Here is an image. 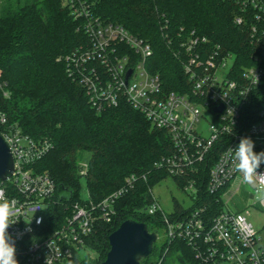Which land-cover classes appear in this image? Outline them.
<instances>
[{
    "label": "built area",
    "instance_id": "1",
    "mask_svg": "<svg viewBox=\"0 0 264 264\" xmlns=\"http://www.w3.org/2000/svg\"><path fill=\"white\" fill-rule=\"evenodd\" d=\"M235 1L239 12L234 22L248 23L250 51L245 64L236 68L232 52L193 30L179 33V60L188 89L176 91L164 89L160 75L146 65L151 53L147 42L123 24L102 19L93 10V0H62L88 39L64 60L90 104L100 110L125 99L153 126L168 132L172 151L154 164L176 179L191 204L169 216L150 188L152 201L143 211L160 222L165 240L185 241L205 264H264V238L247 220V211L230 208L229 196L223 200L232 186L231 194L246 185L235 169L232 151L241 138L253 141L254 152H264V0ZM202 120L207 122L204 129ZM0 136L13 159L11 175L0 181V200L14 205L15 223L7 232L18 264H47V260L55 264L75 251L83 252L86 238L111 220L113 202L133 188L132 174L99 201L87 196L66 202L67 213L55 223L48 211L59 202L56 185L47 171L37 167L50 143L8 126L3 114ZM86 166H79L80 175ZM258 172L264 173V163ZM208 196L216 200L210 202ZM248 196L264 212V202L256 199L253 189Z\"/></svg>",
    "mask_w": 264,
    "mask_h": 264
},
{
    "label": "trees",
    "instance_id": "2",
    "mask_svg": "<svg viewBox=\"0 0 264 264\" xmlns=\"http://www.w3.org/2000/svg\"><path fill=\"white\" fill-rule=\"evenodd\" d=\"M102 19L123 24L147 42L146 59L157 72L164 89L186 91L188 84L179 60L180 34L194 31L235 56L242 67L250 51L247 24H236L235 0H93ZM62 0H0V114L6 124L50 148L37 162L56 185L59 202L48 216L60 222L67 213L64 203L81 200L78 179L83 177L89 199L99 201L134 175L133 188L118 196L109 222L99 224L86 238L90 256L74 252L55 264H101L109 249L108 235L125 219L145 223L150 232L161 225L145 214L150 188L169 175L154 163L172 151L165 129L153 126L125 99L95 109L83 86L69 75L64 55L88 39ZM3 91L9 92L8 96ZM89 153L84 175L77 161ZM171 177V176H169ZM176 183V179L171 177ZM210 202L214 197L208 196ZM174 212H183L175 203ZM217 204L215 210H218ZM171 214L169 216H171ZM153 227V228H152ZM205 264L183 240L154 242L151 253L139 264Z\"/></svg>",
    "mask_w": 264,
    "mask_h": 264
},
{
    "label": "rangeland",
    "instance_id": "3",
    "mask_svg": "<svg viewBox=\"0 0 264 264\" xmlns=\"http://www.w3.org/2000/svg\"><path fill=\"white\" fill-rule=\"evenodd\" d=\"M206 125L207 122L205 120H202L201 127L204 129L206 128ZM88 159L89 153L87 151H82L79 154V158L77 161L78 167L80 165H86ZM78 184L79 196L80 198L85 199L88 196V192L83 177H80L78 179ZM233 188L234 186H232L226 192L223 200L226 201V197L229 196L227 198V203L230 208L244 213L245 211H247V213H245L247 220L252 224L258 234H260L261 237L264 238V212L260 210L257 204H253L254 199L248 196L249 192H251L252 189L248 185H242L238 191L231 194ZM152 195L159 202L161 208L168 214L176 211L175 203H177L180 208H186L191 204L188 194L181 190L177 186L175 181H173V179L169 176L152 186ZM153 227L154 230H156L157 236L155 242L160 243L164 238L163 228L161 225H156ZM84 253H87L90 256H93L95 254L94 251L89 249L85 250ZM145 264H150V261Z\"/></svg>",
    "mask_w": 264,
    "mask_h": 264
},
{
    "label": "water",
    "instance_id": "4",
    "mask_svg": "<svg viewBox=\"0 0 264 264\" xmlns=\"http://www.w3.org/2000/svg\"><path fill=\"white\" fill-rule=\"evenodd\" d=\"M12 171V156L0 136V181L9 177ZM107 239L109 249L101 264H139L141 258L151 253L156 234L150 232L145 223L128 218L123 220Z\"/></svg>",
    "mask_w": 264,
    "mask_h": 264
},
{
    "label": "clouds",
    "instance_id": "5",
    "mask_svg": "<svg viewBox=\"0 0 264 264\" xmlns=\"http://www.w3.org/2000/svg\"><path fill=\"white\" fill-rule=\"evenodd\" d=\"M253 148L250 138H241L238 147L232 150L235 169L241 174L243 183L254 190L256 199L264 202V173L258 172L260 165L264 163V152L256 153ZM14 211L11 201L0 200V264H18L14 244L10 242L7 232L9 226L15 223L12 220ZM39 222L38 220L37 223Z\"/></svg>",
    "mask_w": 264,
    "mask_h": 264
}]
</instances>
